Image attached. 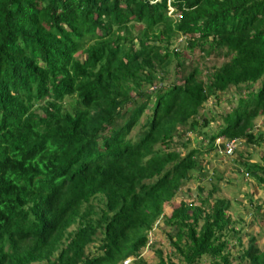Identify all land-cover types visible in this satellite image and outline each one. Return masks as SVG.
Instances as JSON below:
<instances>
[{"label":"trees","instance_id":"16d2710c","mask_svg":"<svg viewBox=\"0 0 264 264\" xmlns=\"http://www.w3.org/2000/svg\"><path fill=\"white\" fill-rule=\"evenodd\" d=\"M258 117L264 0H0V264H264Z\"/></svg>","mask_w":264,"mask_h":264},{"label":"rangeland","instance_id":"374dc122","mask_svg":"<svg viewBox=\"0 0 264 264\" xmlns=\"http://www.w3.org/2000/svg\"><path fill=\"white\" fill-rule=\"evenodd\" d=\"M74 57L80 58L81 57V53L78 51L74 54ZM210 100L207 101L206 105L208 106V104H210ZM224 104L223 103H219L215 108L217 111H220L219 107H222V109H224ZM264 117H258L255 119V127L254 130L260 129L263 132L264 135ZM215 121H213V123L211 125H209V128H204L207 129V132H210L211 130L213 131L214 127H215ZM189 138H190V142H189V147L195 146V138L194 135L189 133ZM243 142L240 141V143H238V148L243 152L245 151V153H249L250 155V160H253L256 158V156H260L263 155L264 156V141L260 143V145H253V144H247L246 147L242 144ZM228 161V162H227ZM224 160L221 157L217 158V159H213L210 160V168L213 164H215L219 169V171H226L228 169L229 166V160ZM207 166V165H205ZM208 169L209 172L211 169ZM222 177H224V175H222ZM233 177V176H231ZM225 178L221 180V184H219L220 187V195H223L225 197H230V196H234V202L236 205H234V209L232 210V212H234V216L237 218H240L242 220V224H243V231L247 232L248 234H252L255 236L256 238V245L257 247H262L264 246V225H259L254 218H251V225H247V223L249 222V217L251 215L254 214L255 218H260V213H264V210L260 211V212H254V208L253 205L255 203H258V201H263L264 200V190H262L257 184H254L255 187L251 188V185H248L249 183L247 181H244L243 179V183L241 184L240 182H237L236 184H232L229 188V190L226 189V186L224 184ZM251 181V180H249ZM252 182V181H251ZM253 184V183H252ZM244 192L250 193L251 195V204H246V202L244 201ZM183 198L185 201H188V197L186 196L185 192H178L176 196L173 197V201L177 202V200ZM239 201L241 202L240 206L238 205ZM169 209H170V205H165L164 209H163V215H167L169 213ZM156 233L154 234L155 237H157V239L152 243V246L149 248H146V250H142L141 255L143 257H147L149 259L148 263L151 264H155V260L156 257L153 254L152 249L156 248V247H161V249L163 250H168L167 247V240L166 237L164 236V232L162 231H155ZM246 235H242L241 239L245 240L246 239Z\"/></svg>","mask_w":264,"mask_h":264},{"label":"clouds","instance_id":"9594fccd","mask_svg":"<svg viewBox=\"0 0 264 264\" xmlns=\"http://www.w3.org/2000/svg\"><path fill=\"white\" fill-rule=\"evenodd\" d=\"M149 90V92H151V88H149L148 89ZM224 137V136H223ZM225 138V137H224ZM221 140H222V136H220V137H217L216 139H215V141L216 142H221ZM238 143H240V140H235V139H233V138H231V139H225V141H224V148H225V153H227V154H230L231 153V151L230 152H226V148H227V145H230L231 146V150H233V149H235V148H238ZM261 143V142H260ZM260 143H258V144H255V145H260ZM144 250H146V248H144Z\"/></svg>","mask_w":264,"mask_h":264},{"label":"built area","instance_id":"2783aa9c","mask_svg":"<svg viewBox=\"0 0 264 264\" xmlns=\"http://www.w3.org/2000/svg\"><path fill=\"white\" fill-rule=\"evenodd\" d=\"M230 151H231V146L227 145L226 152H230Z\"/></svg>","mask_w":264,"mask_h":264}]
</instances>
